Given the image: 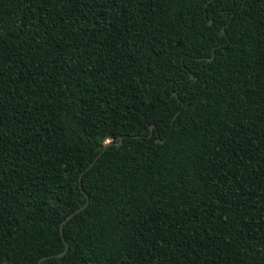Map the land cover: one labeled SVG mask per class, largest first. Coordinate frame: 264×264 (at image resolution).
Instances as JSON below:
<instances>
[{
    "label": "trees",
    "instance_id": "obj_1",
    "mask_svg": "<svg viewBox=\"0 0 264 264\" xmlns=\"http://www.w3.org/2000/svg\"><path fill=\"white\" fill-rule=\"evenodd\" d=\"M43 257L264 264V0H0V264Z\"/></svg>",
    "mask_w": 264,
    "mask_h": 264
},
{
    "label": "water",
    "instance_id": "obj_2",
    "mask_svg": "<svg viewBox=\"0 0 264 264\" xmlns=\"http://www.w3.org/2000/svg\"><path fill=\"white\" fill-rule=\"evenodd\" d=\"M210 23H212V22H210ZM214 56H215V54H214L212 57H210L209 60H212V59L214 58ZM192 76H193V75H192ZM154 126H155L154 124L151 125V131H152V133H153ZM157 141L164 142V139L158 138ZM122 142H123V137H121V140L119 141V144H121ZM110 143H111V142H108V143L105 145V148H106ZM89 168H90V166L88 167V169H89ZM87 197H88V195H87ZM88 202H89V201H88ZM88 202H87L85 205H83L81 208H79L76 212H79V211L85 209V208L87 207V205H88ZM74 214H75V213H72L71 215H69L65 221H67L68 219H70L71 217H73ZM63 224H64V222H63ZM63 224H62V226H61V230H62V232H63ZM68 248H69V245L66 243V248H65L62 252H60V253L57 254V256L60 258V260L58 261V263L61 262V258L67 253ZM45 258H46V257H43V258L39 261V264H40V262H41L43 259H45Z\"/></svg>",
    "mask_w": 264,
    "mask_h": 264
}]
</instances>
